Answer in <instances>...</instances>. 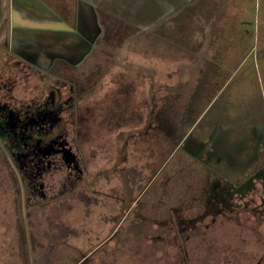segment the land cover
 <instances>
[{"label":"rangeland","instance_id":"1","mask_svg":"<svg viewBox=\"0 0 264 264\" xmlns=\"http://www.w3.org/2000/svg\"><path fill=\"white\" fill-rule=\"evenodd\" d=\"M182 2L140 39L111 19L94 49L18 53L52 67L74 158L30 194L0 145V264H264V0Z\"/></svg>","mask_w":264,"mask_h":264},{"label":"crops","instance_id":"2","mask_svg":"<svg viewBox=\"0 0 264 264\" xmlns=\"http://www.w3.org/2000/svg\"><path fill=\"white\" fill-rule=\"evenodd\" d=\"M5 0H0L2 5ZM186 4V0H181ZM7 17L1 18L0 49L18 53L26 49H94L100 32L108 21L133 22L135 33L146 31V21L159 22L154 10L163 5L175 6L177 0H6ZM106 17V23L102 24ZM102 20V21H101ZM100 21V22H99ZM3 22H8L5 33ZM136 26V27H135ZM42 53L39 54V56ZM33 58L32 61L36 60ZM48 63L52 60L47 58Z\"/></svg>","mask_w":264,"mask_h":264},{"label":"flooded vegetation","instance_id":"3","mask_svg":"<svg viewBox=\"0 0 264 264\" xmlns=\"http://www.w3.org/2000/svg\"><path fill=\"white\" fill-rule=\"evenodd\" d=\"M11 53L12 50L3 51L0 49V145L9 149L10 153L12 149L15 150L14 154H11V159L17 172L20 173L19 177L22 179L24 176L26 181L29 177V183L33 185L30 194H37L39 193L38 185H41V188L44 186L45 170L50 166V157H44L43 154L51 151L54 152L52 155L61 158L62 153L58 152L63 150L66 145V142L65 144L61 143L58 138H53L54 141L48 138L50 123L56 120L58 108L64 97L58 83L49 84L48 73L51 72V66H49L50 70L47 67H40L39 62L26 57V60L31 62L28 65L22 60H17L16 56L18 55L15 52L13 53L14 57ZM34 78L42 82L41 88L48 89L46 97H43V90L38 96L28 97L27 89L31 84L30 80ZM31 88L29 89L31 90ZM22 89L26 91L24 93L25 100L18 98V96L23 97ZM52 143L54 146L50 150ZM67 168L69 167L67 166ZM34 172L35 178L41 179L35 180Z\"/></svg>","mask_w":264,"mask_h":264},{"label":"trees","instance_id":"4","mask_svg":"<svg viewBox=\"0 0 264 264\" xmlns=\"http://www.w3.org/2000/svg\"><path fill=\"white\" fill-rule=\"evenodd\" d=\"M56 143V142H55ZM191 143H194L191 139H189V146L191 145ZM65 144V143H64ZM54 146V143H52V144H50V150H52V147ZM65 146H67V148L65 147L62 151V154H61V159L63 158V160H64V164H66V166H68V167H70V166H72V164H73V162H72V158H74V156L71 154V152L70 151H68L67 152V150H69V146L67 145V142H66V145ZM14 151L15 150H11V154H14ZM54 152H51V151H48L47 153H45V154H43V156L44 157H48V156H51L52 154H53ZM46 154H48V155H46ZM18 156V155H17ZM60 157V156H59ZM35 172L33 173V178L36 180L37 179V181L39 180V179H41V178H35ZM32 176V175H31ZM46 176V175H45ZM45 178V177H44ZM27 179L24 177V176H22V179H21V181H25L26 182V186L28 185L29 187H25L26 189V191H27V188H29V190H31L32 188H33V185L31 184V183H29L30 182V178L28 177V181H26ZM24 183V182H23ZM24 185H25V183H24ZM39 193H42V190L41 189H39V191H38ZM218 197V196H217ZM26 199H27V196L25 197ZM27 201V200H26ZM24 207H25V205H24Z\"/></svg>","mask_w":264,"mask_h":264}]
</instances>
